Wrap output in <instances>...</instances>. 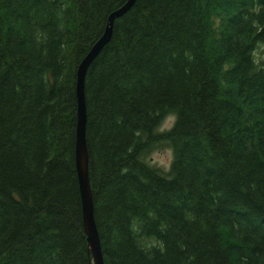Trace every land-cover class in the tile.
I'll return each mask as SVG.
<instances>
[{"label": "trees", "instance_id": "trees-1", "mask_svg": "<svg viewBox=\"0 0 264 264\" xmlns=\"http://www.w3.org/2000/svg\"><path fill=\"white\" fill-rule=\"evenodd\" d=\"M126 1L0 0V264L91 263L76 72ZM84 93L104 264H264V0H136Z\"/></svg>", "mask_w": 264, "mask_h": 264}, {"label": "water", "instance_id": "water-1", "mask_svg": "<svg viewBox=\"0 0 264 264\" xmlns=\"http://www.w3.org/2000/svg\"><path fill=\"white\" fill-rule=\"evenodd\" d=\"M135 1L136 0H127L123 6L109 15L103 35L81 61L76 72L75 95L77 101V117L75 132V168L81 199L83 229L87 237L90 264H104V261L94 220L93 194L89 176V155L86 142L87 114L84 93L85 77L91 63L109 42L115 20L125 15L132 8Z\"/></svg>", "mask_w": 264, "mask_h": 264}, {"label": "rangeland", "instance_id": "rangeland-1", "mask_svg": "<svg viewBox=\"0 0 264 264\" xmlns=\"http://www.w3.org/2000/svg\"><path fill=\"white\" fill-rule=\"evenodd\" d=\"M260 49L257 52V57H263L262 53H261ZM173 119L172 118H168L166 120V123L164 125L165 128H169L171 127L172 123H173ZM171 160H172V154L171 151L169 149H161V150H157L155 151L149 158V161L151 164L156 165L160 168H163L164 171H168L170 168V164H171Z\"/></svg>", "mask_w": 264, "mask_h": 264}]
</instances>
